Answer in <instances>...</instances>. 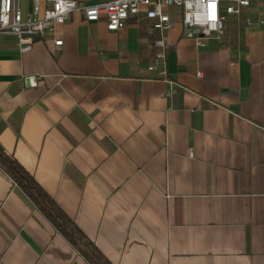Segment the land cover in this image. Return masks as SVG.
I'll return each mask as SVG.
<instances>
[{
  "label": "crops",
  "instance_id": "obj_1",
  "mask_svg": "<svg viewBox=\"0 0 264 264\" xmlns=\"http://www.w3.org/2000/svg\"><path fill=\"white\" fill-rule=\"evenodd\" d=\"M166 9L169 96L142 14L110 31L75 11L25 52L0 35V148L109 264H264V8L203 45ZM11 180L0 167V264H92Z\"/></svg>",
  "mask_w": 264,
  "mask_h": 264
},
{
  "label": "built area",
  "instance_id": "obj_2",
  "mask_svg": "<svg viewBox=\"0 0 264 264\" xmlns=\"http://www.w3.org/2000/svg\"><path fill=\"white\" fill-rule=\"evenodd\" d=\"M259 1L264 8V0ZM251 2L252 0H107L83 3L77 0H31V11L24 16L21 0H0V35H14L19 50L25 52L32 48L36 40L44 39L48 32L65 23L75 11L88 22L103 19L110 31L123 28L130 17L142 14L151 21L152 29L158 34L153 41V60L147 68L158 70V76L170 84L171 89L166 94L169 96L174 91L173 87L180 85L167 77L165 35L176 25V20L166 8H180L183 36L194 38L198 45H203L205 39L221 38L226 17L239 14ZM261 23L264 25V20ZM53 41L56 46L63 43L61 38H54ZM11 182L16 185L13 180Z\"/></svg>",
  "mask_w": 264,
  "mask_h": 264
},
{
  "label": "trees",
  "instance_id": "obj_3",
  "mask_svg": "<svg viewBox=\"0 0 264 264\" xmlns=\"http://www.w3.org/2000/svg\"><path fill=\"white\" fill-rule=\"evenodd\" d=\"M0 167L19 185L27 190L36 206L47 216L55 228L92 264H109L96 247L84 236L76 224L58 206L55 200L38 184L33 175L22 167L10 154L0 148Z\"/></svg>",
  "mask_w": 264,
  "mask_h": 264
},
{
  "label": "water",
  "instance_id": "obj_4",
  "mask_svg": "<svg viewBox=\"0 0 264 264\" xmlns=\"http://www.w3.org/2000/svg\"><path fill=\"white\" fill-rule=\"evenodd\" d=\"M28 85H34L35 84V78L33 76L26 78Z\"/></svg>",
  "mask_w": 264,
  "mask_h": 264
}]
</instances>
